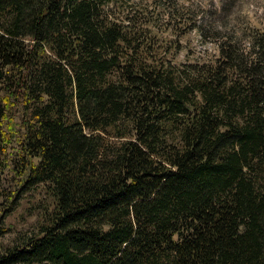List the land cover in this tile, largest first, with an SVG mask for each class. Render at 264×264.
Masks as SVG:
<instances>
[{
    "label": "trees",
    "instance_id": "16d2710c",
    "mask_svg": "<svg viewBox=\"0 0 264 264\" xmlns=\"http://www.w3.org/2000/svg\"><path fill=\"white\" fill-rule=\"evenodd\" d=\"M127 2L0 0V264H264V27Z\"/></svg>",
    "mask_w": 264,
    "mask_h": 264
},
{
    "label": "rangeland",
    "instance_id": "374dc122",
    "mask_svg": "<svg viewBox=\"0 0 264 264\" xmlns=\"http://www.w3.org/2000/svg\"><path fill=\"white\" fill-rule=\"evenodd\" d=\"M134 1L144 5L147 0H128ZM171 5L185 4L188 5L192 2L198 5L203 11L214 10L216 8L217 14L215 15L216 23L229 24L232 23L238 26H256L264 27V0H223V7H220L221 0H162ZM206 8V9H205ZM200 13L198 20L199 23ZM188 36V37H187ZM184 38L179 39L178 48L179 52L177 57L181 62H195L200 60H208L216 54L214 45L210 42L202 41L195 32L190 33ZM169 44V33H165ZM16 145L13 144L7 148V153L2 155V160H5L9 166V170L4 173V187L6 191L10 190V194L14 193L20 185L19 165L15 156ZM41 188H34L32 191H22L20 201L14 208V213L7 220L13 232L10 236L3 238V243H11L16 232H28L35 227L37 216L44 209L41 201L42 195H39ZM13 195H10L12 198Z\"/></svg>",
    "mask_w": 264,
    "mask_h": 264
}]
</instances>
